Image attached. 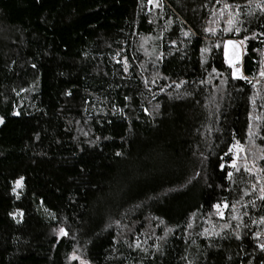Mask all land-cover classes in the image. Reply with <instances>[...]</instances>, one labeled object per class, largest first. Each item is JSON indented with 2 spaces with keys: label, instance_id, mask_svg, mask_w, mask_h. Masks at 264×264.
Here are the masks:
<instances>
[{
  "label": "trees",
  "instance_id": "obj_1",
  "mask_svg": "<svg viewBox=\"0 0 264 264\" xmlns=\"http://www.w3.org/2000/svg\"><path fill=\"white\" fill-rule=\"evenodd\" d=\"M155 2L0 0V264H264V0Z\"/></svg>",
  "mask_w": 264,
  "mask_h": 264
},
{
  "label": "snow or ice",
  "instance_id": "obj_2",
  "mask_svg": "<svg viewBox=\"0 0 264 264\" xmlns=\"http://www.w3.org/2000/svg\"><path fill=\"white\" fill-rule=\"evenodd\" d=\"M149 2L151 3L152 0H149ZM225 7H229V6L228 5H225ZM258 7H259V5H258ZM262 10H264V9H262ZM229 15H231V14H229ZM234 23L235 22L232 19H229L228 20L229 27H228V29H226V31H230V32L231 31H235L236 33H239L240 32V28L239 27H234L233 26ZM207 31H214V30L208 29ZM185 35H188V33H185ZM244 39L246 40V39H248V37H245ZM242 43H243V40H241V41H235V40H231V39L225 41V43H224L225 58L227 59L229 65L234 68L233 75H236L239 72V69H236L235 68V64L239 60L238 47ZM230 46H231V48L233 49V52H234V55L231 58L228 55V50H229V47ZM33 67H35V65H33ZM261 75L264 76V72H262ZM0 123H3L2 118H0ZM238 150L239 151H243L242 148H240ZM118 155H119V153H118ZM233 167H235V164H233ZM249 171H251V170L249 169ZM228 175H229V177H231L232 174L231 173H228ZM20 183H21L20 180H17L16 181V186L19 187L20 186ZM13 191H15V188L13 189ZM260 191L262 193H264V188H261ZM260 198L261 199H264V195H262ZM214 207L219 211V209L221 208V204L217 203L216 205H214ZM223 207L226 208V207H228V205L227 204H224ZM221 215H222V213H221ZM189 227H191V225H189ZM59 231H60L61 234L67 235V232L64 229H60ZM260 248L262 250H264V244H261L260 245ZM73 259H79V257L73 256ZM81 264H85V262L82 261Z\"/></svg>",
  "mask_w": 264,
  "mask_h": 264
},
{
  "label": "rangeland",
  "instance_id": "obj_3",
  "mask_svg": "<svg viewBox=\"0 0 264 264\" xmlns=\"http://www.w3.org/2000/svg\"><path fill=\"white\" fill-rule=\"evenodd\" d=\"M148 3H149V5H155L156 4L155 0H152L151 3L148 0ZM227 40H229V39H226L225 41H227ZM231 40L240 41L238 39H231ZM225 41H224V43H225ZM224 55H225V51H224ZM228 55H229L230 58L233 57V55H234V52H233V49L231 48V46L229 47ZM238 55H239V60L236 62L235 68L236 69H239V72L236 75H233L235 77H240V76L243 75V70H242V65H241L242 64V58H243V43L240 44L239 47H238ZM231 69H232V74H233L234 68L231 67ZM0 118H2L1 115H0ZM2 120H3V118H2ZM20 182L21 183H20V186L19 187L16 186V183L14 184V188H15V191L14 192H15L16 195H19L20 194V191H21V189L23 187L22 186V180L21 179H20ZM73 256L79 257L76 254H72L71 259H73ZM73 260H75V259H73ZM82 261L85 262V264H91L90 261H88L87 259H84L82 257H79V259H77V264H81Z\"/></svg>",
  "mask_w": 264,
  "mask_h": 264
}]
</instances>
